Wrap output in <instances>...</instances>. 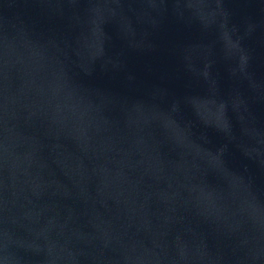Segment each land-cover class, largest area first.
Here are the masks:
<instances>
[{
  "label": "water",
  "instance_id": "1",
  "mask_svg": "<svg viewBox=\"0 0 264 264\" xmlns=\"http://www.w3.org/2000/svg\"><path fill=\"white\" fill-rule=\"evenodd\" d=\"M0 264H264V0H0Z\"/></svg>",
  "mask_w": 264,
  "mask_h": 264
}]
</instances>
